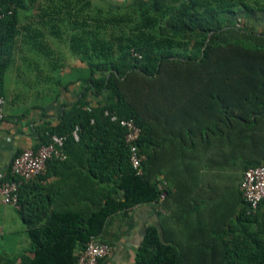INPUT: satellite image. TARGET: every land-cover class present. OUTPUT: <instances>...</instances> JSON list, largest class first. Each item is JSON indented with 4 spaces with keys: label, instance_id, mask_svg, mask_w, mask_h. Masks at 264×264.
Masks as SVG:
<instances>
[{
    "label": "trees",
    "instance_id": "obj_1",
    "mask_svg": "<svg viewBox=\"0 0 264 264\" xmlns=\"http://www.w3.org/2000/svg\"><path fill=\"white\" fill-rule=\"evenodd\" d=\"M133 1L141 18L128 34L109 32L105 37L95 23L100 18H93L89 29L83 25L86 18L81 23L71 18L57 22V38L65 35L62 24L70 25L69 48L86 63L87 74L76 98L62 104L58 122L39 127L38 147L53 134L66 136V160H49L46 167L64 168L76 160L87 168L97 208H51L52 196L45 187L21 185L17 213L31 256L20 254L17 264H75V251L91 236L100 238L110 216L125 215L138 204L159 203L158 176L174 187L161 207L174 204L186 212L158 211L160 230L146 226L134 264H264V217L258 231L249 229L264 211V201L249 213L233 184L239 171L264 160V30L237 25L240 11L253 14L250 1L256 0H148L145 8ZM0 4L13 5L12 13L0 19L3 97L11 43L18 33L16 9L24 0ZM121 8L115 4L107 9ZM124 18L115 13L101 23L112 26ZM89 93L105 94L106 100L88 108ZM105 110L132 118L140 127L138 145L147 156L143 175L130 164L124 129ZM76 125L77 141L71 135ZM203 168L230 176L223 195L200 201L183 188L182 176H198ZM9 174L7 179H15ZM31 189L37 192L29 196ZM169 222L183 226L181 238Z\"/></svg>",
    "mask_w": 264,
    "mask_h": 264
},
{
    "label": "crops",
    "instance_id": "obj_2",
    "mask_svg": "<svg viewBox=\"0 0 264 264\" xmlns=\"http://www.w3.org/2000/svg\"><path fill=\"white\" fill-rule=\"evenodd\" d=\"M128 1L126 0V2ZM137 1L139 2L140 0ZM238 16H242L244 20L245 14L240 11V15ZM227 18L233 20L230 16ZM246 23L248 25H254L257 28L259 26L262 27L264 26V17L263 15H254L253 13L247 16ZM75 88L77 87L75 86ZM73 92L74 90L72 88L64 91L57 99V106L41 107L34 104L23 106L22 104L11 102V95L6 88L4 79V117L0 120V181L8 180L7 178L10 177V163L13 155L23 148L35 149L38 147L39 127L46 121H50L51 124L58 122V116L61 108H63L62 104L75 99L76 93ZM87 98L90 99L93 96L88 94ZM94 100V102H89L88 108L97 105L98 101L100 104H103L106 100V95L102 94ZM262 163H264V160ZM223 172L218 169L206 171L203 168L199 170L198 176H182L183 188L191 190L193 196H197L200 201L208 197H219L223 195L227 186L230 185V176H223ZM238 173L240 176L234 181L236 188H239L243 172L239 171ZM86 176H88L87 168H81L75 160L68 167L64 168H57V165L50 166L48 169L46 167L45 174L33 182L36 185L39 184L45 187L51 193V208L63 210L91 205V208L96 209L97 206L92 205L93 201H91L92 198L96 197L94 194V179L89 180ZM160 178L164 177H157V179ZM187 178H189L188 181ZM168 182L173 187L172 182ZM36 192V189H31L27 193L29 196H32ZM160 203H157L158 208H155L154 205L156 203L152 202L138 204L130 208L125 215L118 212L108 218L104 231L100 236L101 239L108 242L111 246V251L108 256L113 255L116 261L121 264L124 261H130L131 264H134L135 251L141 241L146 226L155 225L160 230L158 211L164 215H169V212H172L180 216L186 212L183 209H176L174 204L163 209ZM10 207L13 206L0 203V220L2 222L4 221V223L9 220L15 222L17 229L10 232L13 237L10 244L15 247L14 255L17 257V263L20 260V254L25 253L31 256V252L29 251L30 243L27 235L24 236L26 234L24 224L19 215L16 217ZM13 209L17 213V208L13 207ZM168 227L177 237H182V225L169 222ZM21 235H23V238L20 237Z\"/></svg>",
    "mask_w": 264,
    "mask_h": 264
},
{
    "label": "rangeland",
    "instance_id": "obj_3",
    "mask_svg": "<svg viewBox=\"0 0 264 264\" xmlns=\"http://www.w3.org/2000/svg\"><path fill=\"white\" fill-rule=\"evenodd\" d=\"M147 1L140 0L137 1V4H143L145 8L149 4ZM250 3L255 8L251 12L264 17V12L258 9L264 8V0L250 1ZM115 4H120L122 8L116 9L114 12L107 9L109 5L115 6ZM124 4L128 6L125 7ZM135 4L136 2L133 0L128 2L126 0L122 2L117 0H24V6L16 9L19 22L18 33L11 43V59L5 73V85L11 95V102L23 106L33 104L41 107L57 106V96L60 97L64 91L72 88L77 95L82 85L81 80L87 74L86 63L80 59L79 55L72 53L69 48L66 37V34L70 32L69 24H62L65 35L57 38V22L71 18L81 23V20L86 18L89 21H84L83 25L84 28L89 29V27L93 28V18H100L103 21L106 16L111 14H124L129 19L128 21L127 18H124L122 22L112 26L104 25L101 23L102 21L95 23L99 25L98 32L104 34L105 37L109 32L128 34L141 18L140 11ZM248 15L250 13L245 11L244 20L239 16L237 25L257 32L263 31L264 26L257 28L246 23ZM37 41L40 42V45ZM95 98L97 97L90 98L88 101L94 102ZM233 184L236 183L233 181ZM154 206L158 208L157 204ZM10 209L18 217L13 207ZM263 212L259 214L258 222L250 224L251 231H258L261 219L264 217ZM210 227L215 229L213 225ZM15 229L17 228L13 220L5 221V223L0 220V264L3 262L17 264V257L14 255L15 247L10 244L13 238L10 232ZM212 229L209 231L211 232ZM214 234H217V231ZM235 236L238 238L240 235L236 232ZM20 237L23 238V235ZM224 237L230 238V236ZM22 247L24 246L22 245ZM101 264L121 263L116 261L113 255H110ZM123 264L131 263L124 261Z\"/></svg>",
    "mask_w": 264,
    "mask_h": 264
},
{
    "label": "built area",
    "instance_id": "obj_4",
    "mask_svg": "<svg viewBox=\"0 0 264 264\" xmlns=\"http://www.w3.org/2000/svg\"><path fill=\"white\" fill-rule=\"evenodd\" d=\"M123 1V0H117ZM13 7V5H12ZM11 8H5L0 4V19L12 13ZM133 56L140 58V54L131 49ZM4 98L0 97V120L4 117ZM104 114L110 120L117 122L124 129V141L129 149V161L137 175H143L144 162L147 156L140 150L138 141L141 134L140 127L132 118H120L114 112L108 110ZM79 126L76 125L71 135L74 140L79 139ZM66 136L53 134L46 144L38 148H23L13 155L10 163V172L15 179L0 181V203L19 207V188L25 183H31L46 172V164L49 160H66L67 154L64 151ZM157 187L160 190L158 202H162L167 195V191L173 189L165 178L157 179ZM241 198L248 205V212H256L259 204L264 201V163L249 166L243 170L239 184ZM111 246L108 242L95 236H91L85 245L75 251V264H99L100 260L108 257Z\"/></svg>",
    "mask_w": 264,
    "mask_h": 264
}]
</instances>
